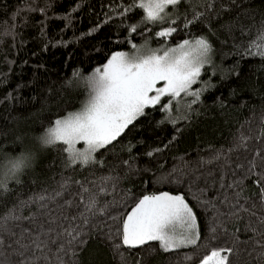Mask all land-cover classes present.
Listing matches in <instances>:
<instances>
[{
	"label": "trees",
	"instance_id": "trees-1",
	"mask_svg": "<svg viewBox=\"0 0 264 264\" xmlns=\"http://www.w3.org/2000/svg\"><path fill=\"white\" fill-rule=\"evenodd\" d=\"M119 2L0 0V165L27 158L0 194V215L36 194L51 197L46 208L21 206L17 214L25 220L5 227L19 233L26 226L34 234L54 229L55 238L78 226L86 242L74 245V254L57 252L67 241L60 237L37 264H59L58 256L64 264H197L217 248L233 249L230 264H264V58L249 54L264 28V0H212L211 9L203 0H182L167 9L177 31L166 41L156 33L167 20L141 23L139 8L121 17L114 11ZM194 11L204 15L185 28ZM127 24L140 27L130 33ZM198 37L211 44L212 63L193 85L200 92L195 103L182 94L166 112L170 98H162L95 153L96 163L70 164L64 145L41 143L57 118L83 104L89 95L83 79L113 53L133 43L168 47ZM163 192L182 195L193 209L197 243L171 251L158 241L125 247L123 220L143 196ZM93 199L96 214L85 221L81 212ZM0 252L17 259L7 247Z\"/></svg>",
	"mask_w": 264,
	"mask_h": 264
},
{
	"label": "snow or ice",
	"instance_id": "snow-or-ice-1",
	"mask_svg": "<svg viewBox=\"0 0 264 264\" xmlns=\"http://www.w3.org/2000/svg\"><path fill=\"white\" fill-rule=\"evenodd\" d=\"M181 2L182 0H131V3L125 5L123 0H120L114 11L121 17H126L128 13L139 8L144 13L141 23L156 24L167 20L169 26L156 33L158 38L166 41L177 31V27L173 26L176 19L170 17L167 9H175ZM203 2L206 9L213 7L212 0ZM203 15V12L194 11L191 20L185 18L184 27L187 28ZM125 26L130 33H136L140 24ZM132 47L137 48L134 43ZM211 51L209 41L205 37H198L183 40L175 47L150 50L147 53H140L137 49L139 54L134 56L124 52L113 54L102 68H97L92 76L88 77L87 85L90 91L82 108L56 119L40 138L41 143L48 146L64 145L70 164L96 163L95 153L112 145L135 120L145 115V109L160 104L163 97L170 98L169 103L162 105L166 112L170 111L171 101L178 100L182 94L194 97L192 102L195 103L200 92L193 90V85L199 82L202 69L210 62ZM249 54L264 58V28L258 32L257 39L250 45ZM161 82L162 86L157 87ZM81 143L84 145L83 150L76 147ZM147 155L152 156L153 152H148ZM26 159H9L7 164L0 165V173L4 177L0 180V190H3L0 194L9 191L8 179L17 177L25 167ZM61 187L67 189L68 186L62 184ZM81 187L83 192L88 191L83 185ZM56 195L60 196L62 193L57 192ZM261 196L264 199V189ZM48 199L51 197L36 194L29 200L21 201L7 209L6 215H0V250L7 247L11 249V255L17 258L10 260L7 256H2L0 264H37L42 258L47 260L45 251H50V244L56 243L60 237L66 236L67 241L57 245L58 253L67 254L71 251L74 254V245L86 242L80 238L78 226L65 228L55 238L51 236L54 229L34 234L33 230L26 226L19 233L5 227L6 221L25 220V217L17 214L21 206L36 203L39 207L46 208L47 204L43 202ZM81 202L83 203V199ZM96 203L93 199L84 204L81 215L85 221L88 220V213L96 214ZM100 214H103V210H100ZM28 219L35 222L34 216ZM16 227H20V224L17 223ZM121 239L122 244L129 249L143 246L150 241H158L164 251L195 245L199 239L197 217L182 195H171L167 192L145 195L123 220ZM37 252L44 255L37 256ZM232 252V248L214 249L201 264H230L229 255ZM261 256H264V252ZM57 258L59 264H64L62 258Z\"/></svg>",
	"mask_w": 264,
	"mask_h": 264
},
{
	"label": "rangeland",
	"instance_id": "rangeland-1",
	"mask_svg": "<svg viewBox=\"0 0 264 264\" xmlns=\"http://www.w3.org/2000/svg\"><path fill=\"white\" fill-rule=\"evenodd\" d=\"M186 40H192V39H186ZM136 46H137V48L136 49H134L133 47L130 49V50H128V51H118V52H124V53H127L129 56H134V55H137V54H139L138 52H137V49H139L140 50V53H147L148 51H156V50H159V49H161V48H166L167 46H153L149 41H145V42H142V43H139V44H136ZM176 45H174V46H168V47H175ZM115 53H117V52H115ZM115 53H113V54H115ZM112 54V55H113ZM111 55V56H112ZM111 56H110V58H111ZM109 58V59H110ZM212 63V54L210 53V62L209 63H207V64H205V65H210ZM103 67V65L102 66H100V67H97V68H102ZM96 68V69H97ZM95 69V70H96ZM95 70L90 74V75H88L85 79H83V82H84V84L88 87V85H87V79H88V77H90V76H92V74L95 72ZM202 71H203V69H202ZM202 71H201V73H202ZM162 83L163 82H161V84H158L157 85V87H159V86H162ZM198 89V88H197ZM88 90L90 91V89H89V87H88ZM194 90V89H193ZM196 90V89H195ZM166 97V96H165ZM88 98V97H87ZM164 98V97H163ZM87 100V99H86ZM86 100L83 102V104L86 102ZM162 100V99H161ZM83 104L79 107V108H77V109H75V110H72V111H70V112H68V113H71V112H75V111H78V110H80L81 108H82V106H83ZM67 113V114H68ZM67 114H65V115H63V116H61V117H59V118H63L64 116H66ZM58 119V118H57ZM44 134H45V132H44ZM43 134V135H44ZM42 135V136H43ZM76 147L78 148V149H80V150H83V148H84V145L81 143V144H77L76 145ZM164 193V192H163ZM159 194H162V193H159ZM159 194H154V195H159ZM170 194V193H169ZM171 195H176V194H171ZM186 201V200H185ZM0 257H2V254H1V252H0ZM197 264H201V261L199 262V263H197Z\"/></svg>",
	"mask_w": 264,
	"mask_h": 264
}]
</instances>
